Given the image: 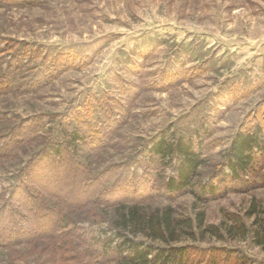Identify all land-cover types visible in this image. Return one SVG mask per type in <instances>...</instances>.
Returning <instances> with one entry per match:
<instances>
[{
	"label": "rangeland",
	"instance_id": "rangeland-1",
	"mask_svg": "<svg viewBox=\"0 0 264 264\" xmlns=\"http://www.w3.org/2000/svg\"><path fill=\"white\" fill-rule=\"evenodd\" d=\"M9 1L0 0V73L10 69L13 78L0 89V115L14 125L44 124L35 143L0 158L1 180L42 153L58 125L81 122L97 147L88 163L80 155L88 165L83 187L100 200L136 192L153 207L203 211L209 224L222 212L243 213L253 200L264 210V154L247 183L221 184L220 175L221 153L238 131L260 125L264 132V0ZM41 67L42 83L29 85ZM164 130L200 138V182L216 186L205 203L163 195L154 165L140 156ZM96 209L93 202L67 216L61 230L71 222L90 228ZM192 244L264 264V250L249 237ZM92 252L70 238L0 250V264H112ZM222 258L219 264H236Z\"/></svg>",
	"mask_w": 264,
	"mask_h": 264
},
{
	"label": "trees",
	"instance_id": "trees-1",
	"mask_svg": "<svg viewBox=\"0 0 264 264\" xmlns=\"http://www.w3.org/2000/svg\"><path fill=\"white\" fill-rule=\"evenodd\" d=\"M13 65L10 61L8 68ZM43 68L33 74L36 79L31 76L33 81L29 85L42 83L46 76ZM10 71L6 68L0 73V89L12 87ZM79 120L80 117L76 121ZM41 123L44 124L38 120L31 126L14 125L1 114L0 158L11 157L35 143L33 135ZM76 123L68 127L58 125L56 136L47 139L42 153L30 157L34 159L28 161V166L24 163L13 179H0V250L37 244L53 247L73 238L112 264H201V256L208 264H219L220 256L225 261L231 257L236 264L250 263L237 250L201 249L192 244L207 238L223 241L249 237L253 245L264 250V210L254 200L243 213L222 212L217 224L207 223L203 211L189 216L170 205L153 207L136 192L122 191L110 200H100L94 189L83 187L87 182L86 163L97 147L87 129L78 125L81 122ZM199 139L197 133L164 130L143 145L140 156L154 165L152 171L161 181L163 195L170 198L189 194L195 201L205 203L204 198L216 189L210 183L200 182L205 160ZM82 154L86 163L81 160ZM263 154L264 132L260 125L238 131L221 153V184L247 183ZM69 168L71 176L66 174ZM120 195L130 196L121 199ZM93 202L97 205L98 219L88 223L90 228L71 222L68 229L61 230L67 216L85 212V206Z\"/></svg>",
	"mask_w": 264,
	"mask_h": 264
}]
</instances>
